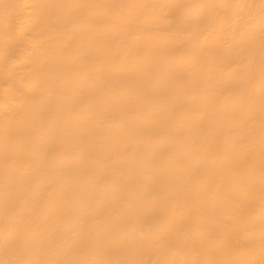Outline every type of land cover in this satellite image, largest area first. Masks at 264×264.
I'll list each match as a JSON object with an SVG mask.
<instances>
[{"label":"bare ground","instance_id":"6f19581e","mask_svg":"<svg viewBox=\"0 0 264 264\" xmlns=\"http://www.w3.org/2000/svg\"><path fill=\"white\" fill-rule=\"evenodd\" d=\"M0 264H264V0H0Z\"/></svg>","mask_w":264,"mask_h":264}]
</instances>
